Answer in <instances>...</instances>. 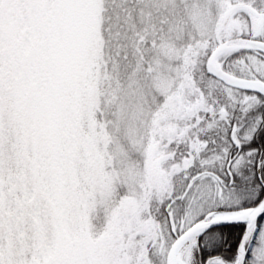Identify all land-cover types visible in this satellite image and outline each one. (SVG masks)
Segmentation results:
<instances>
[{"label":"snow or ice","instance_id":"obj_1","mask_svg":"<svg viewBox=\"0 0 264 264\" xmlns=\"http://www.w3.org/2000/svg\"><path fill=\"white\" fill-rule=\"evenodd\" d=\"M0 264H264V0H0Z\"/></svg>","mask_w":264,"mask_h":264}]
</instances>
